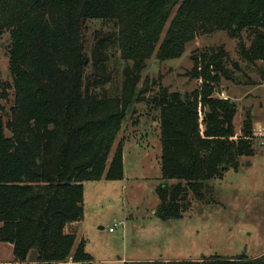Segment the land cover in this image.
<instances>
[{"label":"trees","instance_id":"1","mask_svg":"<svg viewBox=\"0 0 264 264\" xmlns=\"http://www.w3.org/2000/svg\"><path fill=\"white\" fill-rule=\"evenodd\" d=\"M94 19L116 27L111 37L126 61L118 96L96 90L108 80L104 38L92 53L98 77L86 79L84 30ZM6 30L13 83L5 84L14 88L15 101L7 122L11 135L0 125V242L13 244L20 262L33 249L38 264L92 260L84 239L74 249L85 214L84 182L124 177L123 145L112 157L111 149L153 54L159 60L179 57L199 36L227 31L242 38L238 50L245 62L264 61V0H0V35ZM193 61L197 88L161 87L153 99L160 111L161 179L177 181L156 188V215L163 220L182 217L191 194L215 201L212 180L239 170L241 158L255 154L250 111L237 134L236 102L215 95L222 78L243 82L235 73L239 62L229 67L223 46L197 50ZM125 264H264V254Z\"/></svg>","mask_w":264,"mask_h":264},{"label":"rangeland","instance_id":"2","mask_svg":"<svg viewBox=\"0 0 264 264\" xmlns=\"http://www.w3.org/2000/svg\"><path fill=\"white\" fill-rule=\"evenodd\" d=\"M175 11L176 8L165 27L163 36ZM115 28L114 21L94 19L87 20L84 30V50L89 59L85 74L86 79L91 82L98 77L94 74L96 70L92 53L99 39H105V51L110 54L109 59L105 61L104 70L108 80L96 90H105L110 96L121 94L126 65L117 42L111 37ZM241 40L242 38L231 37L227 31H215L201 35L187 43L184 53L179 57L159 60L155 53L146 61L136 87V99L128 109L110 154L112 157L121 144L124 161L126 147L129 186L122 190L120 185L117 194L113 197L111 195V207L106 205V209L103 210L113 224H119L115 229L121 238L125 224L129 223L127 240L129 246L133 245L130 251L135 250L133 225L141 223L144 218L148 219L151 206L158 200L155 192L157 186L163 181L168 184L177 182L161 179L162 143L158 121L160 111L153 99L158 96L161 87H168L171 91L185 92L192 91L199 86L200 81L191 75L194 67L193 56L197 50L223 46L230 55L229 67L234 68L233 61L239 62L241 68L235 73L239 74L243 82L235 83L222 78L216 87L215 95L226 96L236 102L238 111L234 117V125L237 134L241 133L243 120L249 110L254 123V135L257 133L258 136L264 138V75L261 74H264V61H258L255 65L245 62L238 50V43ZM243 40L247 45L251 43V38L247 33H243ZM10 43L11 32L6 30L0 35V93L5 90L8 97L0 98V125L9 136L11 131L7 127V122L11 119V108L15 101L14 88L6 87L5 84L12 85L13 83L9 68ZM142 89L144 92H141ZM261 130L263 132H260ZM253 142L255 151L259 149L258 145L264 144V141L260 139L258 141L255 139ZM254 156L242 157V166L239 170L230 169L222 179L212 180L215 198L212 203H204L192 194L190 195L192 205L186 212L185 224L187 225L183 228H187L190 223L195 232L192 237L193 245L189 238L188 251L179 253V249L172 246L171 240L176 241L177 221L169 220L167 226L160 227L159 230L165 234L164 247L167 250V256L202 258L264 254V155ZM249 159L253 163L251 166H247ZM93 203H95V196ZM94 211V206L88 204V215L94 214ZM126 215H130L128 219ZM124 238H127L126 234ZM143 240H149V238ZM4 251L8 254L6 249ZM36 254V250L30 251L31 258ZM5 258L7 257L3 260Z\"/></svg>","mask_w":264,"mask_h":264},{"label":"crops","instance_id":"3","mask_svg":"<svg viewBox=\"0 0 264 264\" xmlns=\"http://www.w3.org/2000/svg\"><path fill=\"white\" fill-rule=\"evenodd\" d=\"M257 136V137H256ZM257 141L260 139L264 141V138L258 136L257 133L254 135V139ZM264 143V142H263ZM264 145V144H263ZM258 145L259 149L255 151V156L264 155V146ZM126 147L124 149V177L117 180H109L102 178L100 180L85 181L84 182V207L85 214L84 218L79 223L78 233L76 236V242L74 249L78 243L84 239L85 240V250L92 256L91 261L85 262H75L72 259H69L65 262H60L57 264H125L126 262H135V261H154V260H199L201 258L196 256H189L183 258H174V256H167V250L164 247V232L160 231V227L167 226V221L175 220L176 223V241L173 243V247L179 249V253L183 251H188V246L190 244L189 238H191L193 243L194 227L188 223V227L183 228L185 225V214L180 218L175 219H160L156 215V208L159 204L158 200L151 206L150 215L148 219L144 218L141 223H135L133 226V235L134 240V251L133 245L129 246V223L125 224L123 231V237L117 234V230L109 231L110 227L114 224L110 221L109 217L104 214L103 210L106 209V205L110 208L111 206V195L117 194L118 188L121 185L122 190L126 189L129 184V175L126 169L127 156L125 153ZM254 156V157H255ZM252 157V156H251ZM250 157V158H251ZM247 166H251L253 163L249 159ZM229 171V170H228ZM237 171V170H235ZM156 192V189H155ZM157 193V192H156ZM90 194V195H89ZM95 196V203L94 201ZM158 196V195H157ZM88 204L94 206V214L91 213L88 215L87 208ZM131 215V214H130ZM130 215H126L128 219ZM150 218V221H149ZM174 221V222H175ZM181 222V223H180ZM119 226V225H118ZM143 229V230H141ZM145 230V231H144ZM125 234L127 238H124ZM167 237L169 235L167 234ZM149 240H143L147 239ZM193 245V244H192ZM4 249L7 250L8 254L5 253ZM73 249V250H74ZM263 255V254H262ZM30 253L26 261L20 262L17 261L14 254V245L7 242H0V264H38L37 263V254L32 258ZM261 255L249 256L250 258H255ZM4 257H7L4 259ZM226 257V256H224ZM233 257V256H229ZM203 258V257H202Z\"/></svg>","mask_w":264,"mask_h":264},{"label":"built area","instance_id":"4","mask_svg":"<svg viewBox=\"0 0 264 264\" xmlns=\"http://www.w3.org/2000/svg\"><path fill=\"white\" fill-rule=\"evenodd\" d=\"M225 98H227V97L225 96ZM260 132H263V131L261 130ZM118 225H119L118 223H114V225H113L112 227H110L109 231H111V232L114 231L115 228H116Z\"/></svg>","mask_w":264,"mask_h":264}]
</instances>
